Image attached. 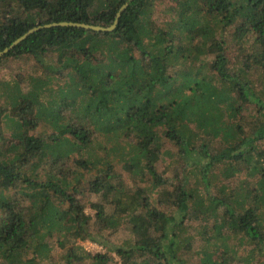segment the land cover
<instances>
[{"label": "trees", "instance_id": "obj_1", "mask_svg": "<svg viewBox=\"0 0 264 264\" xmlns=\"http://www.w3.org/2000/svg\"><path fill=\"white\" fill-rule=\"evenodd\" d=\"M128 1L0 0V52L41 27L0 58L32 64L0 103V264H117L86 240L119 264H264V0H173L162 26L156 0H131L111 31L44 27L109 28ZM161 155L183 163L178 181ZM85 185L107 201L93 216ZM208 220L214 239L194 250ZM125 229L135 239L110 249Z\"/></svg>", "mask_w": 264, "mask_h": 264}, {"label": "rangeland", "instance_id": "obj_2", "mask_svg": "<svg viewBox=\"0 0 264 264\" xmlns=\"http://www.w3.org/2000/svg\"><path fill=\"white\" fill-rule=\"evenodd\" d=\"M174 5H175V3L173 0H156L154 3L153 12H152L151 17H150L151 20L154 21L157 25L162 26L163 23L165 22V20H169L168 19L169 12L167 10L170 7H173ZM252 36H253V34L249 35V39L245 43L246 45H250L253 43L254 40H253ZM232 54H233V52L232 53L227 52V56L229 58L234 57V55H232ZM209 58H212V56H210ZM45 60L46 61L44 63H46L48 61L47 58ZM7 64H9V65H7V67L2 68L0 71V103H1V107L6 108V109H8L11 106L9 103H7L10 100L6 97V85L9 84L11 87L14 84L13 83L14 77H16L17 75L20 76L21 74H28L27 71L32 67L31 61H26V60H9ZM37 64H38L37 66H39V63H37ZM256 71H255L256 76L261 73V70H259V69ZM257 84H258V86H261L258 88L259 92L260 91L264 92V80L263 79L261 80L258 78ZM28 86L29 85L27 82H22V87H21L22 94L23 93L25 94L26 92H28V90H30ZM5 133H6L7 138H10L11 133H10L9 127L5 128ZM167 146H169V145L167 144ZM177 164L178 165H173V161L171 160V158L169 156L161 155V158H160L159 162L157 163V172L164 179L165 178L171 179V178H174V176H176V181H178L179 178L182 176V167H184V165L181 161ZM67 168H69V167H63L62 171L67 172L68 171ZM166 168H168V169H166ZM117 172H118V174L122 175L121 178H119L118 180L120 182H122L123 185H125L127 189H130L129 185H131L133 183L131 176L128 173L123 172L120 168H117ZM87 178H90V177H87ZM234 178H235V180H238V178L244 179L245 176L243 175L242 172H239L235 175ZM176 181L174 180V182L176 184H178V182H176ZM140 185H142V184H140ZM165 187H168V186H165ZM162 190H163V187L160 188L159 193L152 194V199H156V200L160 199L162 197V195L160 194V192H162ZM76 198L79 202V205L81 207H83L84 211L91 216H93V214L95 213V210L93 209V204L99 203V202H103V204L107 203V201L102 199L101 194H95L92 190L88 189L87 185H85V187H83L81 189V193L77 194ZM250 203H252V202H247V206H249ZM153 205L155 207H157V203H153ZM106 211L107 212L111 211V207L109 205L106 206ZM197 224L198 223H192L191 227H189L187 229L188 234H195L198 231L197 230V228H198ZM206 227H207V231L203 234L202 237L200 235L194 236V239H195L194 243H193L194 250L201 249L202 246L204 244H206L207 238H210V240L213 241L214 237L211 236L212 235V233H211L212 232V229H211L212 228V221L211 220H208ZM127 229L120 230V231H117L116 233H112V234H106V237H105L106 241L105 242L107 243V245L110 249H114L116 247H119L122 244H124L126 241L131 243L135 239V237L132 236L131 232ZM79 245L85 250V252H89L91 254L100 253V254H104L106 256L110 255L113 258L114 263L119 264V262H121L119 260V258L111 250L100 247L96 243L90 242L89 240L80 241ZM244 245H246V243ZM237 248L239 249L238 255L241 258H243V257H245V255H247V250L249 248L248 245L245 248L243 246H242V248L240 246L239 247L237 246ZM261 249L264 252V246H261ZM220 252L222 253L223 250ZM58 253H59V250L54 252V257H55L54 262L59 261V260H57ZM214 257H216V255H214ZM186 258H187L186 261L189 264H200V259H199L200 257L198 255H191L189 259H188V256H186ZM224 259H226L224 264H243V262L241 260L239 261V260H236L235 258L233 259L230 255H227V258L225 256ZM219 260H220V258H219Z\"/></svg>", "mask_w": 264, "mask_h": 264}, {"label": "water", "instance_id": "obj_3", "mask_svg": "<svg viewBox=\"0 0 264 264\" xmlns=\"http://www.w3.org/2000/svg\"><path fill=\"white\" fill-rule=\"evenodd\" d=\"M131 0H129L128 2H126L117 12L116 14V20L114 21V24L109 27V28H104V27H100V26H91V25H86V24H77V23H67V22H63V23H59V24H51V25H46L44 27H51V26H74V27H81L87 30H93V31H102V32H106V31H111L116 22L117 19L119 18L120 14L123 12V10L129 5ZM41 27H36L34 29L29 30L26 34L22 35L21 37H19L18 39H16L14 42H12L10 44V46H8L7 48H5L2 52H0V58L6 54L7 52H9L12 48H14L15 46H17L21 41H23L24 39L27 38L28 35H30L31 33L35 32L36 30H38Z\"/></svg>", "mask_w": 264, "mask_h": 264}]
</instances>
